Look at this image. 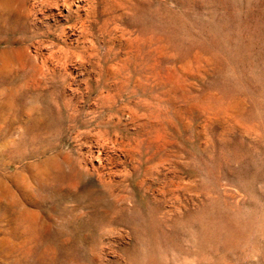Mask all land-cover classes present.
Masks as SVG:
<instances>
[{
    "label": "rangeland",
    "instance_id": "obj_1",
    "mask_svg": "<svg viewBox=\"0 0 264 264\" xmlns=\"http://www.w3.org/2000/svg\"><path fill=\"white\" fill-rule=\"evenodd\" d=\"M0 264H264V0H0Z\"/></svg>",
    "mask_w": 264,
    "mask_h": 264
},
{
    "label": "bare ground",
    "instance_id": "obj_2",
    "mask_svg": "<svg viewBox=\"0 0 264 264\" xmlns=\"http://www.w3.org/2000/svg\"><path fill=\"white\" fill-rule=\"evenodd\" d=\"M64 1H65V0H64ZM131 147H132V146H131ZM123 148H124V147H123ZM123 148H122V149H123ZM120 149H121V148H120ZM136 150H137V149H136ZM118 151H119V150H118ZM123 151H124V150H123ZM107 184H108V183H107ZM92 196H93V195H92ZM84 199H85V198H84ZM90 199H91V198H90ZM85 200H86V199H85ZM95 204H96V203H95ZM97 204H98V203H97ZM91 205H92V204H91Z\"/></svg>",
    "mask_w": 264,
    "mask_h": 264
}]
</instances>
